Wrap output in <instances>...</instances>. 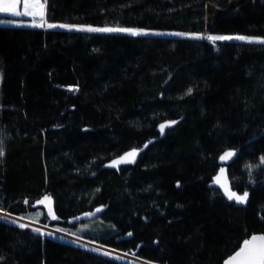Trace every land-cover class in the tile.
Returning <instances> with one entry per match:
<instances>
[{
	"label": "trees",
	"instance_id": "1",
	"mask_svg": "<svg viewBox=\"0 0 264 264\" xmlns=\"http://www.w3.org/2000/svg\"><path fill=\"white\" fill-rule=\"evenodd\" d=\"M46 20L188 35L0 24L3 209L41 225L50 195V225L155 264L264 235V43L195 35L264 37V0L212 24L207 0H46ZM37 229L0 216V264H133Z\"/></svg>",
	"mask_w": 264,
	"mask_h": 264
},
{
	"label": "rangeland",
	"instance_id": "2",
	"mask_svg": "<svg viewBox=\"0 0 264 264\" xmlns=\"http://www.w3.org/2000/svg\"><path fill=\"white\" fill-rule=\"evenodd\" d=\"M44 2H45V0H40V3H44ZM239 2H240V0H207V23L208 24H212L219 14H221L224 11H226L229 7L237 5ZM37 11H43L44 15H45L46 4H45V7L43 9H37ZM31 17H32V19H31L32 21H29L28 22L29 24L37 26V25L42 23V20L40 19L39 15H37L35 17H33V16H31ZM52 25H57V27H51V28H63V29H71V30H79L81 28H88V27H92V28H124V29L137 30V31L141 32V34H147V35L152 34V35L182 36V35H176L177 33H180V34H183V35H186V34L188 35L187 32L180 31V30H163V29L139 28V27H128V26H117V27H112V26H92V25H85V24H79V23H66V22H52ZM59 25H65L66 27H59ZM127 33H129V32H127ZM195 35L205 36V37H208V36H233V37H235V36H245V37L254 38L253 41H262V40H264V37L248 36V35H243V34H216L215 35V34L210 33L208 30H206L202 34L199 33V34H195ZM232 40H237V39H232ZM238 41H243V40H238ZM133 151H135L136 155L134 157H127V162L134 161L137 158L138 150H131L128 153L133 152ZM231 153L235 154V152H233V151H231ZM126 154L122 155L116 161H119L122 157H126ZM232 156L230 158H228V159H225L224 161L230 160L232 158ZM218 177L220 178V183H217L215 181L216 185L221 187V184H223L227 188H229L230 191L236 193V191L232 190L229 187V184L225 181L224 172H221V174ZM221 189L225 193L224 187H221ZM236 194H237V196H243V195H241L239 193H236ZM45 196H48L50 198V201H45L44 203H40V201H42ZM45 196L42 197L38 201V203L43 205L46 208V211L48 212V215H49V219L51 220L52 219V215L50 214V210H51V213H55L54 212V201H53L52 196H50V195H45ZM9 220L14 221V220H12L10 218H9ZM50 220H49V222H50ZM49 222L44 223V224L43 223H39V224L43 225L44 227L41 226L43 228H40V226L37 225L39 228L38 227H36V228H38L41 232H43V233H45V234H47L49 236L58 237V238H61V239L67 240V241H71V242L76 243L78 245H82V246H86V247H93V246H91V244H87V243H94V244L96 243L94 241L92 242V240H89V239L87 240V239L79 237V236H75V235H71V234H68V233H64L63 231L60 230V228L50 225ZM17 224H18V222H17ZM20 225H27V224L25 222H21ZM33 225L35 226L36 224L34 223ZM96 245H98V244H96ZM100 247H103V246H100ZM93 248L98 249L96 247H93ZM104 248L102 249V251H101V249H98V250H100L101 252H104L105 254L107 253L109 255L124 259V260L129 261L130 263H133V264H155V263L144 261V260L139 259L137 257H134L132 255H127L125 253L115 251V250L110 249V248H106V247H104Z\"/></svg>",
	"mask_w": 264,
	"mask_h": 264
},
{
	"label": "snow or ice",
	"instance_id": "3",
	"mask_svg": "<svg viewBox=\"0 0 264 264\" xmlns=\"http://www.w3.org/2000/svg\"><path fill=\"white\" fill-rule=\"evenodd\" d=\"M46 0L44 3H40V0H11L10 3H4L2 6H0V13H6L10 14L12 16L16 17H23V16H37L39 15L40 19L44 20V12L43 11H37V9H43L45 7ZM22 5V10H19ZM39 27H43L44 23H41L37 25ZM48 27H57V25L48 24ZM59 27H66L65 25H59ZM79 30L82 31H100V32H129L133 35H140L141 32L133 29H124V28H81ZM176 35H183L180 33H177ZM207 39L211 41H217V40H246L249 42H252L254 38L245 37V36H208ZM264 43V40L257 41ZM167 127V125L162 124L160 126L161 132H163L164 128ZM0 155H3V151L0 150ZM136 155L135 151L127 153L126 157H122L119 161H114L113 166L118 165L122 162H127V157H134ZM232 155H234L231 152H227L224 154V156L220 157L221 160H225L230 158ZM217 183H220V178L217 177L216 180ZM221 187H224L225 194L228 196L229 199H235L237 202H244L247 193H245L243 196H237L236 193L230 191L229 188H227L225 185L221 184ZM45 201H50V198L48 196H45L40 203H44ZM53 219H56V216L54 213H51ZM24 227V225H21ZM39 231V229H37ZM129 235H131L129 233ZM107 254V253H106ZM225 264H264V235H253L250 239H246L243 241V246L239 248L238 251L235 252L234 255H231L229 260L225 262Z\"/></svg>",
	"mask_w": 264,
	"mask_h": 264
},
{
	"label": "crops",
	"instance_id": "4",
	"mask_svg": "<svg viewBox=\"0 0 264 264\" xmlns=\"http://www.w3.org/2000/svg\"><path fill=\"white\" fill-rule=\"evenodd\" d=\"M10 2L11 0H0V6H2L4 3H10ZM30 2H32V0H30ZM19 10H22V5ZM31 19H32L31 16L16 17L6 13H0V24H5V25L35 26L28 23L29 21H32ZM42 23H44L43 27L46 28H50L47 25L52 24L51 22H48L46 20V12ZM35 27H39V26H35Z\"/></svg>",
	"mask_w": 264,
	"mask_h": 264
},
{
	"label": "built area",
	"instance_id": "5",
	"mask_svg": "<svg viewBox=\"0 0 264 264\" xmlns=\"http://www.w3.org/2000/svg\"><path fill=\"white\" fill-rule=\"evenodd\" d=\"M2 205H4L3 204V201L0 199V216H3V217H9L10 219H12V220H14L15 222H18V223H20L21 224V222H25L27 225H30V226H34L33 224H34V222H30V221H28V220H25V219H23V218H20V217H18V216H14V215H11V214H9L8 212H7V210L6 209H3L1 206ZM36 224V223H35ZM38 224H36L34 227H38L37 226ZM40 226V228H43L44 226L43 225H39ZM41 226H43V227H41ZM39 228V227H38ZM47 228V227H46ZM87 244H91V246H93V247H96V248H98V249H101V251H102V249L104 248V247H100L99 245H96V244H94V243H87ZM93 247H91V248H93ZM95 249V248H94ZM98 249H96V250H98ZM105 249V248H104ZM100 251V250H99Z\"/></svg>",
	"mask_w": 264,
	"mask_h": 264
},
{
	"label": "water",
	"instance_id": "6",
	"mask_svg": "<svg viewBox=\"0 0 264 264\" xmlns=\"http://www.w3.org/2000/svg\"><path fill=\"white\" fill-rule=\"evenodd\" d=\"M242 246H243V245H242ZM228 260H229V259H228ZM228 260H227V261H228Z\"/></svg>",
	"mask_w": 264,
	"mask_h": 264
}]
</instances>
